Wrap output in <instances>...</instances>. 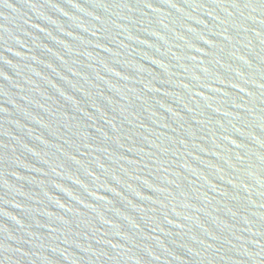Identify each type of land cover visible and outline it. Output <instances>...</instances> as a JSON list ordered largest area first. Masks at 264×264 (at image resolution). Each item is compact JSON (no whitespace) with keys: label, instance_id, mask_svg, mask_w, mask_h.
Segmentation results:
<instances>
[{"label":"water","instance_id":"water-1","mask_svg":"<svg viewBox=\"0 0 264 264\" xmlns=\"http://www.w3.org/2000/svg\"><path fill=\"white\" fill-rule=\"evenodd\" d=\"M0 264H264V0H0Z\"/></svg>","mask_w":264,"mask_h":264}]
</instances>
